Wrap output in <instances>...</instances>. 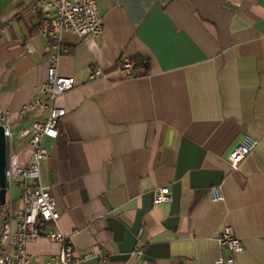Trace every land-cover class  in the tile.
<instances>
[{
	"label": "crops",
	"instance_id": "0c3cea01",
	"mask_svg": "<svg viewBox=\"0 0 264 264\" xmlns=\"http://www.w3.org/2000/svg\"><path fill=\"white\" fill-rule=\"evenodd\" d=\"M34 2L0 0V119L12 115L18 152L21 132L48 115L19 114L48 79ZM97 3L98 38L63 36L58 71L76 85L57 100L67 110L59 136L42 142V183L61 214L45 229L69 237L76 255H107L84 264H217L231 255L218 241L231 227L244 247L235 264H264V0ZM134 59L143 65L124 77L119 64ZM246 137L259 145L235 171L229 156ZM13 187L6 205L16 211ZM165 187L171 202L156 204ZM60 250L28 244L42 260Z\"/></svg>",
	"mask_w": 264,
	"mask_h": 264
},
{
	"label": "built area",
	"instance_id": "2783aa9c",
	"mask_svg": "<svg viewBox=\"0 0 264 264\" xmlns=\"http://www.w3.org/2000/svg\"><path fill=\"white\" fill-rule=\"evenodd\" d=\"M31 12L40 16L39 33L50 41L47 47L49 56L48 79L39 88L40 96L24 105L20 116L31 117L36 112L48 111L45 119L34 118L30 127L24 129L20 137L27 141V146L20 152L14 150L10 123L12 115L4 113L0 125L5 128V135L10 143V165L7 178L10 189L17 186L21 190L20 207L8 212L0 208V264H84L86 261L98 258L105 260L106 253L98 250L95 253L76 255L72 240L61 231L45 229L46 223L58 226L61 214L57 208V200L45 187L41 178V165L50 153L43 147L45 138L56 139L59 136V124L67 115V110L57 105V100L74 89L76 81L73 77L59 74L60 59L69 53L63 43V36L71 34L83 40L96 39L103 31V17L97 0H35ZM7 26L0 27V35ZM31 51L28 50V53ZM118 71L124 77H131L134 65L131 61H123ZM102 73L96 71L92 79H99ZM259 142L246 137L229 156L233 170L237 171L241 163L258 147ZM213 201L223 200L220 188L210 190ZM168 187L160 189L155 194V203L171 202ZM47 240L61 245L57 255L42 260L28 251V244ZM218 241L231 255L220 258L217 264H235L234 255L244 251L241 240L235 236L231 227H225L218 235ZM139 248L135 255H141Z\"/></svg>",
	"mask_w": 264,
	"mask_h": 264
},
{
	"label": "water",
	"instance_id": "95a60500",
	"mask_svg": "<svg viewBox=\"0 0 264 264\" xmlns=\"http://www.w3.org/2000/svg\"><path fill=\"white\" fill-rule=\"evenodd\" d=\"M10 165V143L5 135V128L0 125V207H5L10 184L7 171Z\"/></svg>",
	"mask_w": 264,
	"mask_h": 264
},
{
	"label": "rangeland",
	"instance_id": "374dc122",
	"mask_svg": "<svg viewBox=\"0 0 264 264\" xmlns=\"http://www.w3.org/2000/svg\"><path fill=\"white\" fill-rule=\"evenodd\" d=\"M13 140V148H14V150L15 151H18V148H17V143L14 141V139H12ZM13 189V191L15 190V187H13L12 188ZM14 193H15V191H14ZM14 193H13V195H14ZM10 208V206L9 205H6L4 208H3V211L4 212H8V209Z\"/></svg>",
	"mask_w": 264,
	"mask_h": 264
},
{
	"label": "trees",
	"instance_id": "16d2710c",
	"mask_svg": "<svg viewBox=\"0 0 264 264\" xmlns=\"http://www.w3.org/2000/svg\"><path fill=\"white\" fill-rule=\"evenodd\" d=\"M134 65V69L138 68L139 66L143 65V60L142 59H134L133 61H131ZM2 208V207H0Z\"/></svg>",
	"mask_w": 264,
	"mask_h": 264
}]
</instances>
